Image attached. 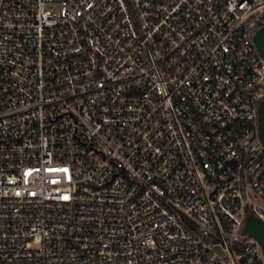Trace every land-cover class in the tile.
<instances>
[{"label":"built area","instance_id":"obj_1","mask_svg":"<svg viewBox=\"0 0 264 264\" xmlns=\"http://www.w3.org/2000/svg\"><path fill=\"white\" fill-rule=\"evenodd\" d=\"M260 27L264 0H0V264H264Z\"/></svg>","mask_w":264,"mask_h":264},{"label":"water","instance_id":"obj_2","mask_svg":"<svg viewBox=\"0 0 264 264\" xmlns=\"http://www.w3.org/2000/svg\"><path fill=\"white\" fill-rule=\"evenodd\" d=\"M253 43L259 56L264 60V27L256 30L253 36ZM258 136L264 146V99L258 108ZM243 234L251 235L261 246L264 254V221L253 216L247 217Z\"/></svg>","mask_w":264,"mask_h":264}]
</instances>
